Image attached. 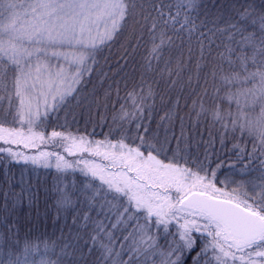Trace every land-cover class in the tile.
<instances>
[{
	"label": "snow or ice",
	"instance_id": "1",
	"mask_svg": "<svg viewBox=\"0 0 264 264\" xmlns=\"http://www.w3.org/2000/svg\"><path fill=\"white\" fill-rule=\"evenodd\" d=\"M200 7L0 0V164L54 170L57 211L75 213L80 225L55 241L21 240L6 226L0 264H87L86 250L96 264H264V0H234L223 28L200 21ZM131 25L140 36L125 63H135L141 46L145 54L123 77V96L119 82L108 86L106 100L115 89L118 105L111 121L91 130L90 119L83 127L75 117L61 122L90 82L96 55ZM185 36L200 45L208 69L197 116L219 125L222 138L249 137L251 150L238 148L234 160L193 156L160 135L162 124L152 127L156 81L148 69ZM250 101L261 102L255 118Z\"/></svg>",
	"mask_w": 264,
	"mask_h": 264
},
{
	"label": "trees",
	"instance_id": "2",
	"mask_svg": "<svg viewBox=\"0 0 264 264\" xmlns=\"http://www.w3.org/2000/svg\"><path fill=\"white\" fill-rule=\"evenodd\" d=\"M255 2L259 5L261 0ZM200 3L199 20L206 21L209 28L214 25L223 28L225 20L231 14L230 6L234 0H200ZM139 36V28L131 25L122 36L101 49L95 62L91 64L94 71L86 75L90 82L86 83L68 109L60 114L61 122L65 116L69 122L75 117L77 125L83 127L90 119L92 123L88 127L91 130L96 125L102 127L105 120L111 121L112 108L114 105L118 107L117 97L113 89L111 99L106 100L105 92L115 81L120 83V95L123 96V77L132 72L145 54V49L141 46L134 54L135 63H125L126 51L131 52L132 47L138 43ZM207 71L206 61L201 59L200 45L195 39L189 40L187 36L182 45L178 40L176 47L166 50L162 60L153 61L152 68L148 69L149 75L156 81V112L153 113L152 127L162 124L160 135L163 137L167 131L174 148L179 141V146L193 156L203 157L207 153L210 160H234V153L238 148L247 146L251 150L249 137L242 136L237 131L236 139L231 135L222 138L219 125L213 126L202 116L198 117V107L193 109V104L204 87ZM257 104L258 102L253 107L256 111L248 113L252 118L259 111L260 104ZM231 110L235 113L234 105ZM166 114L171 117L170 121L161 119ZM97 131H100V127H97ZM173 136L176 139H171ZM57 183L59 182L54 170L32 165L0 164V221H3L0 223V232H4L6 226L14 227L21 240L27 237L33 241L37 238L55 241L62 235L67 238L69 233L75 236L76 228L80 227L73 223L75 213L57 211ZM67 183L64 181L61 187ZM80 234L83 235L82 232ZM81 244L83 245V241ZM85 259L87 264H96L99 256L90 255L86 250Z\"/></svg>",
	"mask_w": 264,
	"mask_h": 264
},
{
	"label": "rangeland",
	"instance_id": "3",
	"mask_svg": "<svg viewBox=\"0 0 264 264\" xmlns=\"http://www.w3.org/2000/svg\"><path fill=\"white\" fill-rule=\"evenodd\" d=\"M257 103V102H256ZM256 103H252L251 101L249 102V106L250 107H254V105L256 104ZM260 104V107H261V102H258V104L257 105H259ZM258 109V108H257Z\"/></svg>",
	"mask_w": 264,
	"mask_h": 264
}]
</instances>
